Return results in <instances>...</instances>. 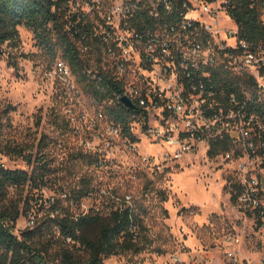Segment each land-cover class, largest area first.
<instances>
[{
	"label": "built area",
	"instance_id": "built-area-1",
	"mask_svg": "<svg viewBox=\"0 0 264 264\" xmlns=\"http://www.w3.org/2000/svg\"><path fill=\"white\" fill-rule=\"evenodd\" d=\"M232 3L69 0V14L84 29H75L73 22L67 29L82 35L78 45L84 58L90 59L83 73L96 82L99 97L91 94L98 107L93 114L77 110L75 104L89 93L67 60L57 59L51 74L66 100L64 116L78 151L62 152V168L74 153L82 152L113 175L118 172L114 152L122 151L136 159L129 172L132 179L139 170L161 171L202 148L211 150L213 144L222 148L227 143L228 149H220V155L233 162L235 202L264 225V0H250L259 14L261 31L255 37L237 21ZM93 13L95 18L90 20ZM94 50L100 61L89 56ZM105 75L120 86L119 92L109 93ZM123 97L133 107L122 102ZM114 107L127 108L125 124L108 114ZM144 141L160 146V152L143 153ZM96 190L92 188L77 203L66 190H61V198L72 207L81 203L83 209L76 216L110 215L112 205L133 206L129 194L120 197L112 189L110 199ZM49 199L50 204L57 202L55 197ZM33 225L32 218L27 227ZM17 226L13 232L20 236ZM224 241L233 247L227 253L229 263H243L238 248L241 236L229 234ZM259 264H264V253Z\"/></svg>",
	"mask_w": 264,
	"mask_h": 264
},
{
	"label": "rangeland",
	"instance_id": "rangeland-1",
	"mask_svg": "<svg viewBox=\"0 0 264 264\" xmlns=\"http://www.w3.org/2000/svg\"><path fill=\"white\" fill-rule=\"evenodd\" d=\"M88 17L94 19L95 13ZM19 31L20 43L6 45L5 53L0 56V111L9 106L16 108L9 114L11 125L5 126L4 138L30 149L37 146L43 135L48 136L49 145L44 152L55 169L43 179L9 189L6 200L19 205L21 210L17 221L19 233L33 218L35 225L27 228L40 227L34 242L49 259L55 258L62 248L72 246L74 242L52 226L51 216L68 206L61 198V190L73 194L71 187L86 178L91 179L98 195L104 194L105 198H112L109 193L112 189L120 197L131 195L140 215L139 242L144 249L139 253L106 257V264H230L227 253L233 247L224 241L229 234L242 238L238 247L244 260L241 264L260 263L264 253V225L237 206L231 186L233 162H225L220 154L210 157V150L202 148L184 156L180 162L162 167L161 171L139 170L138 167L139 174L132 179L130 173L136 159L122 151L114 152L118 172L113 175L107 169L79 159L70 160L62 168L59 164L62 152H78L64 116L66 100L59 93L57 77L51 74L57 59L64 57L60 51L53 58L41 50L33 32L25 26H20ZM97 51L89 53L95 61L100 58ZM75 107L91 114L98 109L90 93H85ZM160 149L145 141L141 145V151L147 154H157ZM0 164L30 173L34 168L26 158L2 152ZM50 197H55L57 202L50 204ZM91 204L88 203L89 207ZM55 208L58 211L55 212ZM82 209L81 203L72 207L77 214ZM98 233V227L86 231L89 237ZM77 248L80 254H85L81 244L78 243Z\"/></svg>",
	"mask_w": 264,
	"mask_h": 264
},
{
	"label": "trees",
	"instance_id": "trees-1",
	"mask_svg": "<svg viewBox=\"0 0 264 264\" xmlns=\"http://www.w3.org/2000/svg\"><path fill=\"white\" fill-rule=\"evenodd\" d=\"M232 2L235 5L233 15L238 22L244 24L248 35L259 36L261 31L258 24L259 14L250 7V0H232ZM72 22L75 29H84L81 22L75 25L77 19L69 14V0H0V56L5 53L6 45L20 43L19 27L25 26L33 32L41 50L51 54L53 58H56L59 51L62 52L84 89L94 97H99L96 82L83 73L84 66H90V59L84 58L78 45L82 35L67 29L68 24ZM109 77L108 75L104 77L105 84L111 86L109 93L119 92L120 86L114 84ZM15 109L14 106H9L0 111V152L26 158L28 163L34 164V168L30 173L23 169L0 166V264H106L104 261L106 257L125 252H141L144 247L139 242L138 230L142 224L137 206L134 205L124 204L117 208L116 205H112L114 210L108 215L109 217H103L104 215L95 212L76 216L72 206H62L64 208L51 217L52 226L58 228L63 237L71 238L74 244L62 248L55 258L49 259L44 250L38 249L35 245L39 226L24 230L20 236L15 235L13 229L21 217V210L19 205L6 200L9 189L20 188L38 178L43 179L55 170L47 160L48 154L44 152L49 145L48 136L43 135L37 146H32L30 149L23 144L5 140V126L11 125L9 114ZM126 111L125 107H114L108 110V114L116 121L125 124ZM221 147L228 149L229 146L223 143ZM222 148L213 144L209 156L216 157L221 153ZM33 149H37V152L35 153ZM73 159L88 161L90 164L95 161L93 156L82 152L72 155L71 160ZM72 173V170L69 171L70 175ZM70 186L72 184L68 187ZM91 189V179L86 178H82L78 185L72 186L71 192L75 202L77 203ZM232 190L235 200L237 185H234ZM54 211H58L57 208ZM93 227H98L99 233L95 237H89L86 231ZM78 243L84 248L85 254H80Z\"/></svg>",
	"mask_w": 264,
	"mask_h": 264
},
{
	"label": "water",
	"instance_id": "water-1",
	"mask_svg": "<svg viewBox=\"0 0 264 264\" xmlns=\"http://www.w3.org/2000/svg\"><path fill=\"white\" fill-rule=\"evenodd\" d=\"M122 102H124L129 107H133V104L131 103V101L126 97L122 98Z\"/></svg>",
	"mask_w": 264,
	"mask_h": 264
}]
</instances>
